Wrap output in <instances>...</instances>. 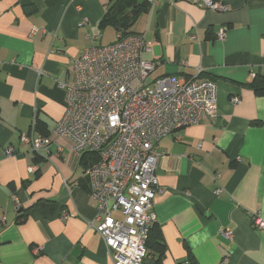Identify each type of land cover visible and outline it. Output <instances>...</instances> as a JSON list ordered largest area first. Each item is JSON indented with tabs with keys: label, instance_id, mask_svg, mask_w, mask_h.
<instances>
[{
	"label": "crops",
	"instance_id": "0c3cea01",
	"mask_svg": "<svg viewBox=\"0 0 264 264\" xmlns=\"http://www.w3.org/2000/svg\"><path fill=\"white\" fill-rule=\"evenodd\" d=\"M140 1L149 9L126 32L150 43L144 57L156 68L149 81L214 79L219 111L218 119L159 142L163 192L154 198V225L165 248L162 256L148 249L143 264H264V229L251 220L256 213L264 218V95L249 86L264 78V0H219L227 7L220 11L202 0ZM111 2L0 0V264H114L92 227L98 210L85 172L98 154H78L68 137L39 154L21 141L34 116L43 134L63 117L59 84L92 44L89 35L109 44L123 32L102 22ZM224 28L226 38L218 39ZM41 199L55 201L52 213L28 210ZM224 229L234 231L233 240Z\"/></svg>",
	"mask_w": 264,
	"mask_h": 264
},
{
	"label": "built area",
	"instance_id": "2783aa9c",
	"mask_svg": "<svg viewBox=\"0 0 264 264\" xmlns=\"http://www.w3.org/2000/svg\"><path fill=\"white\" fill-rule=\"evenodd\" d=\"M202 3L212 10L227 9L219 0ZM89 38L92 44L72 61L69 78L59 84L66 100L63 117L52 133L43 134L36 132L34 116L30 133H23L21 141L39 154L56 137H68L78 154H98V162L85 172L98 210L92 227L114 264H143L150 229L157 222L154 198L163 192L156 176L163 155L159 142L184 127L218 119V84L180 75L149 81L156 63L144 57L150 50L144 34L118 33L109 44L98 43L97 32ZM190 38L199 40L196 34ZM217 38H226L225 28ZM231 100L238 103L240 97ZM38 169L35 164L28 171ZM251 220L255 228L264 229L259 213ZM221 234L235 237L230 229Z\"/></svg>",
	"mask_w": 264,
	"mask_h": 264
},
{
	"label": "trees",
	"instance_id": "16d2710c",
	"mask_svg": "<svg viewBox=\"0 0 264 264\" xmlns=\"http://www.w3.org/2000/svg\"><path fill=\"white\" fill-rule=\"evenodd\" d=\"M132 7L130 10H127ZM149 9V3L140 0H112L108 13L104 16L102 22H108L114 24L119 30H122V34L127 35L134 33L127 31L140 15ZM258 95H264V78H255L253 82L249 84ZM55 209V201L41 199L32 204L28 210H38L44 213H52ZM20 222H24L25 218L21 217ZM147 250L152 249L160 252L162 256L165 248L162 232L160 228L153 225L150 229L149 237L147 240Z\"/></svg>",
	"mask_w": 264,
	"mask_h": 264
}]
</instances>
